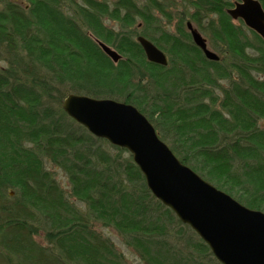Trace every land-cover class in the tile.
I'll return each mask as SVG.
<instances>
[{
  "label": "trees",
  "instance_id": "obj_1",
  "mask_svg": "<svg viewBox=\"0 0 264 264\" xmlns=\"http://www.w3.org/2000/svg\"><path fill=\"white\" fill-rule=\"evenodd\" d=\"M25 1L0 0V264H128L96 224L144 264H220L152 195L127 150L91 135L61 103L74 93L135 106L182 164L264 213V40L232 23L230 0H179L174 32L160 27L155 12L170 16L158 0ZM185 18L209 32L218 62L194 45ZM138 35L167 65L146 59ZM232 76L244 79L220 84Z\"/></svg>",
  "mask_w": 264,
  "mask_h": 264
},
{
  "label": "water",
  "instance_id": "obj_2",
  "mask_svg": "<svg viewBox=\"0 0 264 264\" xmlns=\"http://www.w3.org/2000/svg\"><path fill=\"white\" fill-rule=\"evenodd\" d=\"M264 40V10L259 0H237L226 9ZM192 42L203 56H220L188 21ZM146 59L165 66L166 54L144 36H137ZM99 47L113 62L120 54L102 41ZM67 116L88 132L124 148L139 167L152 195L208 245L221 264H264V213L240 204L182 164L156 133L152 123L131 104L107 98L68 94L61 103Z\"/></svg>",
  "mask_w": 264,
  "mask_h": 264
},
{
  "label": "rangeland",
  "instance_id": "obj_3",
  "mask_svg": "<svg viewBox=\"0 0 264 264\" xmlns=\"http://www.w3.org/2000/svg\"><path fill=\"white\" fill-rule=\"evenodd\" d=\"M12 1H16L17 3H19L20 5H26L27 4V1H25V0H12ZM159 1V3L162 5V3H164V5H163V7L165 8V10L167 11V12H169V16H170V18L169 19H167L166 17H164V16H162L161 14H159L158 12H155V16H157L158 17V21H159V24H160V27H162V28H164L165 30H167V31H169V32H174V30H175V28H176V24H177V22H178V18L180 17V16H182L183 15V11H184V9H183V6H182V4L179 2V0H175L173 3H175V5H173V3L172 2H169L170 0H158ZM231 2H234V1H236V0H230ZM188 20L185 18L184 19V26H185V29H186V31H188V29H187V25H186V22H187ZM232 21V23H234V24H236V25H238V24H241L240 22H239V20H231ZM189 22H191V24L194 26V28H196L198 31H199V33L206 39V41H207V46L210 48V49H212L213 51H215V52H217L214 48H213V46H211V44H210V41H209V32L207 31V30H203V29H205L204 27L202 28V30L194 23V22H192V21H189ZM104 24L107 26V27H111V28H113V29H115V30H118V24H117V22L115 21V20H113V19H105L104 20ZM133 27H135V28H137L138 29V31H142V29H144V27H143V21H141V20H138L137 22H136V24L133 26ZM244 28H246L245 27V25H244ZM247 29V28H246ZM245 29V30H246ZM145 30V29H144ZM145 32H146V34H148V35H150V36H153L154 35V31H147V30H145ZM247 33V32H246ZM156 36V35H155ZM191 41H192V39H191ZM221 56V55H220ZM226 56V55H225ZM228 57V56H227ZM231 58V56H229V58L228 59H230ZM1 66H4V63L3 62H0V67ZM253 75H255V76H258L259 78H262L263 76L262 75H259V74H257L256 72H253ZM232 77H236V76H232ZM221 85L223 86V87H225V85L223 84V81L221 82ZM217 92V94L218 95H220V97L222 96V92H221V94H220V92H218V91H216ZM219 97V98H220ZM135 107V106H134ZM259 123H260V125L262 126V127H264V121H259ZM113 146V145H112ZM110 148V151H113L114 149L112 148V147H109ZM124 149V148H123ZM127 153H128V151L126 152V154L125 155H127ZM46 169L47 170H49V171H51V172H53L54 173V175H55V178H56V180L59 182V184H60V187L62 188V190L63 191H65L66 192V194H67V196H68V198H69V200L70 201H73V202H75V200H74V198H72V197H70V191H69V181L67 180V178H66V175L64 174V172H62L61 170H59L58 168H56V167H54L53 165H50L49 163H47L46 164ZM77 202V201H76ZM78 203V202H77ZM79 204V206L81 207L82 205L80 204V202L78 203ZM186 227H188L187 225H186ZM189 229H190V231L191 232H193V233H195L196 234V232L195 231H193L190 227H188ZM95 229H96V231L97 232H101L102 234H103V236L104 237H106V238H110V240L112 241V242H114V244H115V247H116V249H117V251L118 252H122L123 253V255H124V259H125V262L126 263H128V264H144V263H141L140 261H139V259H138V256L136 255V253L135 252H133V250L131 249H127L126 247H125V245H124V242L122 241V237H121V235L117 232V231H115L113 228H111V227H109V228H106V227H103V226H101L100 224H96L95 225ZM188 229V230H189ZM193 235V239H197V238H199L198 237V235L196 234V235ZM186 236H188L187 235V233H186ZM184 238H186L185 236H184ZM201 239V238H200ZM39 241H42L41 240V238H39ZM204 244H206V243H204ZM180 247H181V250H184V248L180 245ZM208 249H209V247H208ZM185 251V250H184ZM182 253H183V251H181ZM210 253H211V255H212V258H214V256H213V254H212V252H211V250H210ZM215 259V258H214ZM220 263V262H219ZM221 264V263H220Z\"/></svg>",
  "mask_w": 264,
  "mask_h": 264
},
{
  "label": "flooded vegetation",
  "instance_id": "obj_4",
  "mask_svg": "<svg viewBox=\"0 0 264 264\" xmlns=\"http://www.w3.org/2000/svg\"><path fill=\"white\" fill-rule=\"evenodd\" d=\"M162 5H164V3H162ZM253 76H254V79L262 80V79L259 78L258 76H256V77H255V75H253ZM242 78H243V77H233V78L230 79V80H229V79H221V80H220V84H221L222 81H223V84H224V85L230 84V82H232V81H238V82H239L240 80H242ZM243 79H244V78H243ZM228 88H229V87H228ZM214 89H216V88H213V87H212V90H214ZM216 91H218V89H217ZM259 121H263V120H260V119H259V120L257 121V126H258L259 128L264 129V127H262V126L260 125Z\"/></svg>",
  "mask_w": 264,
  "mask_h": 264
}]
</instances>
